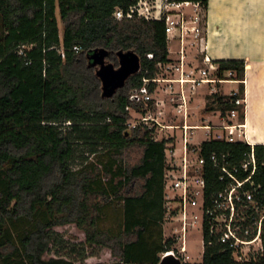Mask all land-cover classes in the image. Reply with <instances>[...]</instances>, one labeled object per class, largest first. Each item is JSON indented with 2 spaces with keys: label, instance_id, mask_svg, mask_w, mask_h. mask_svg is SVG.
<instances>
[{
  "label": "trees",
  "instance_id": "obj_1",
  "mask_svg": "<svg viewBox=\"0 0 264 264\" xmlns=\"http://www.w3.org/2000/svg\"><path fill=\"white\" fill-rule=\"evenodd\" d=\"M173 1L200 3L206 13L209 5V0ZM128 5V0H0V264H73L65 258L44 259L57 240L54 229L70 224L85 233L87 246L108 248L125 264H159L170 250L147 236L165 220L167 141H154V130L126 131L127 107L139 110L131 93H139L143 79H155L158 64L171 59L164 23L113 18L116 8ZM57 9L64 23L62 38ZM98 49H107L114 63L119 51L135 50L141 57V72L102 103L100 81L89 61ZM216 64L220 80L227 72L232 80H244V61ZM154 90L153 83L146 88ZM238 98L217 96L223 115ZM134 146L143 150L141 162L126 168L120 158ZM254 150V181L264 193V145ZM100 152L109 153L107 171L121 165L112 181L122 180L112 193L102 184L101 164L88 163ZM214 152L230 153L241 162L251 146L221 140L202 144L207 197L222 189L209 160ZM139 181L142 192L132 194L131 185ZM114 200L123 202V220L118 229H106L104 209ZM205 240L202 264H237L231 246H209L208 234ZM173 243L169 239L166 245ZM250 263L264 264V255Z\"/></svg>",
  "mask_w": 264,
  "mask_h": 264
},
{
  "label": "built area",
  "instance_id": "obj_2",
  "mask_svg": "<svg viewBox=\"0 0 264 264\" xmlns=\"http://www.w3.org/2000/svg\"><path fill=\"white\" fill-rule=\"evenodd\" d=\"M127 8L118 7L113 13L116 21L124 20H143L148 22H162L165 24L167 43L178 44L176 55H178V65L171 62L158 64L159 73L155 79H143L144 88L151 84H166L167 93H176L173 91L178 84L180 92L178 98H172L174 104V116L180 121L179 124L163 125L159 119L152 117L142 110L143 104L152 100L151 94L140 91L139 100V125L129 126L131 131L139 129L154 130L157 125L166 130H179L181 134L173 135L170 138L154 141L166 140V152L169 153L173 164L166 168L165 172V196L164 209L166 217H178L182 224L180 247L178 250L172 249L163 254H174L182 259V255L187 254V230L188 227L198 228L202 235V245L205 251L206 234L209 235L208 245L220 244L222 246H231L234 250L232 259L237 262L247 260L249 254H242V246L258 245L260 252H253L254 257L264 255V193L262 187L257 186L254 176L257 172V159L254 146L248 144L247 139L240 141L236 135L245 136L246 125L243 123L228 122L220 126L210 125H191L190 101L187 96L188 91L196 93L198 87L202 84L223 83L220 79H209L207 71L201 70L202 77L195 75V70H188L186 64L187 48L198 43L206 31V11L200 3L190 1L173 0H128ZM75 52L79 53L80 48L75 47ZM65 57L64 52L62 53ZM153 59V55H148ZM205 63H211L214 71L217 66L210 62L208 58ZM162 76H161V74ZM165 75H174V77H165ZM245 84V81H242ZM185 86H188L185 89ZM178 93V92H177ZM231 96H236L233 92ZM235 106L242 108L245 113L246 99L238 98L235 100ZM127 107V112L131 110ZM239 111L233 110L228 115L229 120L238 118ZM225 120L224 117H222ZM129 122V121H128ZM152 125V126H151ZM204 129L209 137L207 141L221 140L230 144L244 142L251 146V152L246 154L241 162H234L230 153L216 152L209 157L213 167L219 173V182L222 189L214 192L207 197L205 193L206 180L204 176V166L206 158L201 156L202 142L200 145L193 143V135L197 130ZM213 129L219 132L213 133ZM175 139V140H174ZM171 141L169 145L168 142ZM197 153L196 161L192 160L191 154ZM180 152L181 154H178ZM262 200H258L257 197ZM259 214L261 216H259ZM250 258V257H249ZM189 259V257H187ZM257 259V258H255ZM183 261V259H182Z\"/></svg>",
  "mask_w": 264,
  "mask_h": 264
},
{
  "label": "rangeland",
  "instance_id": "obj_3",
  "mask_svg": "<svg viewBox=\"0 0 264 264\" xmlns=\"http://www.w3.org/2000/svg\"><path fill=\"white\" fill-rule=\"evenodd\" d=\"M57 19H58V25H59V31L61 38L64 35V23L60 17L59 10L57 9ZM4 35V30L2 28V24L0 21V40L2 36ZM204 40H205V34L202 36L201 40L196 43L194 46H188L187 48V60L186 64L188 66V70H195V75L197 77H202L204 74L200 73L201 70L207 71V77L209 79L216 77V72L212 68L213 66L211 63H205L204 61ZM169 46V44H168ZM169 49V47H168ZM178 49V44L176 42L170 43V50H169V58L171 59L172 63L175 65H178V55H176V50ZM171 51V52H170ZM108 63L113 64L115 67H118V63H114L111 61H108ZM161 74V73H160ZM227 76H230L233 78V75L230 73H226ZM162 76V74H161ZM165 77H174V75H165ZM188 86H185V89H187ZM235 85H222L221 83L217 84H209L206 86H203L202 89H198V93L196 97H198L199 100L197 103L194 102L197 105L192 106V112H191V121L198 123L199 125H203L206 123L205 118L207 116L211 118L209 122L206 125L210 126H217L221 125L223 123H228L230 120H228V114L225 112L224 116L226 119L223 121L222 118V106L216 101L217 96H224L228 97L226 94L230 93L233 89H235ZM239 89L242 91L243 87H239ZM168 88L166 84H157V90L151 94L152 100L143 104L142 110L145 111V113L150 114L152 117H156L159 119V122L163 125H172V124H179L180 121L174 116V103L172 101V98H178L180 87L178 84L175 85V88L173 89L176 93H167ZM240 91V92H241ZM178 92V93H177ZM213 92H217V94H213ZM221 92V93H218ZM191 92L188 91L187 96L189 97ZM241 95V93H239ZM99 97L100 102L102 101V88L101 83L99 82ZM194 101V100H193ZM139 102V101H138ZM102 103V102H101ZM198 103L201 105L199 107ZM197 107V108H196ZM210 108H213L211 111ZM195 112V113H194ZM194 113V114H193ZM129 114L131 118L128 120L129 126L133 125H139V110L137 109H131L129 111ZM235 122H238L237 120H234ZM241 121V120H240ZM152 126V125H151ZM215 128V127H214ZM131 130V129H130ZM140 133H144L145 130L142 128L139 129ZM213 133L219 132L217 129H213ZM181 134L179 130H166L157 125V127L154 129L153 133V139L161 140L163 138H170L173 135L178 136ZM194 140L193 143L196 145H200L202 142L207 140L209 137L207 136V131L204 129L197 130L195 134L193 135ZM175 140V139H174ZM168 144H171V141L168 142ZM197 153H192L191 157L193 161H196L197 159ZM178 154H181L178 152ZM143 155V150L140 146H134L127 150L124 155L120 158L122 162V166H125L126 168H131L133 166L138 165L141 162ZM166 159H167V167L170 166V164H173L171 157H169V153L166 152ZM89 164H101L100 170H101V181L104 186V188H107L108 191L112 193L113 189L112 187H115L118 182L122 180V178L118 177L114 182L113 180V174L117 173L120 164H117L116 167H114L111 171H107L106 166L110 163V156L107 152H100L97 155H91L89 157ZM81 168V165H76L74 167L75 170H78ZM115 185V186H113ZM142 185L143 182H136L130 187V192L132 194H139L142 192ZM123 202L120 200H114L112 204L108 205L104 209L105 218L103 222V227L106 229H118L122 220H123ZM264 212H261L262 215ZM259 214V216H261ZM181 226L182 224L180 221H178V217H166L163 224L156 226L152 232H149L148 235H152V240L155 242L162 241V244L164 246H167V249H175L178 250V247H180V239L182 237L181 233ZM55 233V240L53 243L50 244V247L48 251L44 255V259L48 260L51 258H65L67 260H70L73 264H125L123 261L119 258H116L113 256L112 251L105 247H89L86 245V237L85 233L81 231L79 228H77L76 225L70 224L66 226H60L56 227L54 229ZM149 237V236H148ZM187 254L182 255V259L186 264H198L201 262V257L199 254L202 253V235L201 231L198 228L194 227H188L187 230ZM171 239L173 240L172 247H168L166 245L167 241ZM240 251H243L242 254H249V257L247 259L249 261H253L255 258L252 255L253 252H260V247L256 244L253 246H242ZM187 256L190 257V259H187Z\"/></svg>",
  "mask_w": 264,
  "mask_h": 264
},
{
  "label": "crops",
  "instance_id": "obj_4",
  "mask_svg": "<svg viewBox=\"0 0 264 264\" xmlns=\"http://www.w3.org/2000/svg\"><path fill=\"white\" fill-rule=\"evenodd\" d=\"M206 20L204 59L208 58L217 68H219L216 64L218 61L239 60L245 62V78L243 80L245 84L242 81L232 80L226 73L224 77L226 82L221 83L222 85L236 86L226 94L228 98L232 97L230 94L235 92L239 98L245 97L246 99L245 113L242 112V108H237L234 104L233 110H238L239 116L230 122L246 125L245 136L237 134L236 137L240 141L246 138L248 144L253 146L264 145V0H209ZM168 47L170 50V45ZM227 73L233 75L232 72ZM212 79L219 78L216 75ZM206 85L209 84H202L198 89H202ZM240 85L243 87L242 91L239 89ZM198 89L196 93L189 95L191 99L190 113L192 106L197 105L194 102L202 101L196 97ZM214 93L217 94V92ZM198 105L201 106L199 103ZM227 114L229 115L230 112ZM222 117L226 119L223 112ZM210 119L207 116L206 123L203 125H206ZM189 124L199 125L191 119ZM203 255L202 247V253L199 254L201 262L198 264H202ZM250 262L252 261L247 259L237 262V264H251Z\"/></svg>",
  "mask_w": 264,
  "mask_h": 264
},
{
  "label": "water",
  "instance_id": "obj_5",
  "mask_svg": "<svg viewBox=\"0 0 264 264\" xmlns=\"http://www.w3.org/2000/svg\"><path fill=\"white\" fill-rule=\"evenodd\" d=\"M110 52L107 49L95 50L89 56L91 66L96 69V76L101 83L102 98L113 99L120 90L124 89L128 81L141 72V57L135 50L119 51V67L108 63ZM133 91L132 94H136ZM146 94V90H142ZM139 101V96H136ZM127 135H132L131 130L126 131ZM159 264H184L181 258L174 254H162Z\"/></svg>",
  "mask_w": 264,
  "mask_h": 264
},
{
  "label": "flooded vegetation",
  "instance_id": "obj_6",
  "mask_svg": "<svg viewBox=\"0 0 264 264\" xmlns=\"http://www.w3.org/2000/svg\"><path fill=\"white\" fill-rule=\"evenodd\" d=\"M108 61H109V59H108ZM118 64H119V58H118ZM118 67H119V65H118ZM118 67H116V68H118ZM131 95H132V100H135L136 101V96H139V100L141 99L140 92L139 93L137 92L136 94H132L131 93Z\"/></svg>",
  "mask_w": 264,
  "mask_h": 264
}]
</instances>
